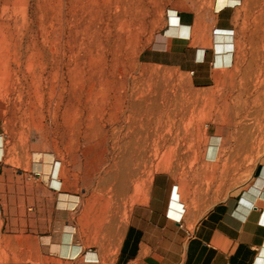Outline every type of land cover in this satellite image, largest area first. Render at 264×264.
I'll list each match as a JSON object with an SVG mask.
<instances>
[{"label": "rangeland", "instance_id": "374dc122", "mask_svg": "<svg viewBox=\"0 0 264 264\" xmlns=\"http://www.w3.org/2000/svg\"><path fill=\"white\" fill-rule=\"evenodd\" d=\"M214 2L0 0L4 142L30 144L62 162L78 208L111 211L113 243L136 188L141 192L159 171L191 170L186 162L205 159L216 137L222 138L220 158L239 163L234 170L241 182L254 163L249 145L256 159L264 157V57L248 71L249 56L240 55V66L218 73L211 87L141 60L167 31L171 11L196 9L213 23ZM243 7L251 17L243 31L263 30L264 0H244ZM97 126L109 136H94ZM136 130L141 146L120 149L115 142ZM232 170L208 167L209 175L222 173L224 189Z\"/></svg>", "mask_w": 264, "mask_h": 264}, {"label": "crops", "instance_id": "0c3cea01", "mask_svg": "<svg viewBox=\"0 0 264 264\" xmlns=\"http://www.w3.org/2000/svg\"><path fill=\"white\" fill-rule=\"evenodd\" d=\"M221 2H214L213 23L196 9L171 11L165 34L142 52L143 63L188 73L199 87L240 66V55L256 71L264 21L261 31H243L251 23L244 0ZM4 136L0 125V264H264V157L256 159L255 146L248 147L254 163L242 182L234 170L239 163L220 158L221 137L205 159L186 162L191 170L155 173L141 192L136 188L113 243L111 211L78 208L62 162L30 144L9 146ZM211 166L233 168L225 189L222 173L209 175Z\"/></svg>", "mask_w": 264, "mask_h": 264}, {"label": "bare ground", "instance_id": "6f19581e", "mask_svg": "<svg viewBox=\"0 0 264 264\" xmlns=\"http://www.w3.org/2000/svg\"><path fill=\"white\" fill-rule=\"evenodd\" d=\"M230 2V0H227ZM223 0L221 2V4H223ZM173 25V24H172ZM224 39L222 36L219 37V40H222ZM223 43V42H222ZM222 58V57H221ZM222 61V60H221ZM224 61V60H223ZM226 63V62H225ZM231 63V62H230ZM217 65V64H216ZM222 65V64H221ZM223 67V66H221ZM225 67V66H224ZM220 68V67H219ZM109 122H114V118L113 117H110V119H108ZM107 121V120H106ZM105 132L102 131L101 127L100 126H97V128H95V130L93 131V134L94 136H98V135H101V134H104ZM116 133H113V135H115ZM105 135L108 137V133H105ZM111 135V134H110ZM128 136V135H127ZM124 137V136H123ZM122 137V138H123ZM121 138V139H122ZM129 139L127 140V138H123L122 140L119 139L118 141H116L115 143L119 145L120 149H131V148H137L139 145L141 146L140 144V137H139V134L137 132V130L135 132H133V135H130L128 137ZM219 144V141L216 139H214L211 143V149L213 147H216L217 145ZM217 148V147H216ZM213 152H211L210 154H212Z\"/></svg>", "mask_w": 264, "mask_h": 264}, {"label": "built area", "instance_id": "2783aa9c", "mask_svg": "<svg viewBox=\"0 0 264 264\" xmlns=\"http://www.w3.org/2000/svg\"><path fill=\"white\" fill-rule=\"evenodd\" d=\"M176 190V189H175Z\"/></svg>", "mask_w": 264, "mask_h": 264}]
</instances>
